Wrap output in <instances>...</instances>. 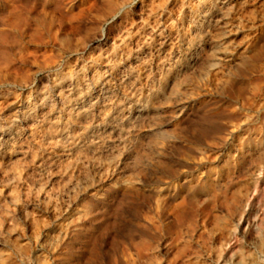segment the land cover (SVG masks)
I'll return each instance as SVG.
<instances>
[{
    "label": "rangeland",
    "instance_id": "374dc122",
    "mask_svg": "<svg viewBox=\"0 0 264 264\" xmlns=\"http://www.w3.org/2000/svg\"><path fill=\"white\" fill-rule=\"evenodd\" d=\"M222 1L0 0V264H264V0Z\"/></svg>",
    "mask_w": 264,
    "mask_h": 264
},
{
    "label": "bare ground",
    "instance_id": "6f19581e",
    "mask_svg": "<svg viewBox=\"0 0 264 264\" xmlns=\"http://www.w3.org/2000/svg\"><path fill=\"white\" fill-rule=\"evenodd\" d=\"M231 1H233V0H224V4H228ZM226 24H227L226 15H224L222 18L220 17V19L216 20V22H215L216 27H222ZM262 209H263V206H262ZM262 209L261 208H255L253 210V212L248 216L247 222L254 232H256L257 226L261 220Z\"/></svg>",
    "mask_w": 264,
    "mask_h": 264
}]
</instances>
